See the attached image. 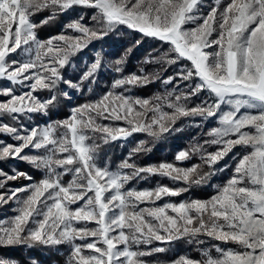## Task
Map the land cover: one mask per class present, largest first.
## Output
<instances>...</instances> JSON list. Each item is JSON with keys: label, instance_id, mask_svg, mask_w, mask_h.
Instances as JSON below:
<instances>
[{"label": "snow or ice", "instance_id": "6c2138e0", "mask_svg": "<svg viewBox=\"0 0 264 264\" xmlns=\"http://www.w3.org/2000/svg\"><path fill=\"white\" fill-rule=\"evenodd\" d=\"M75 7L96 9L91 17L95 24L84 23L81 15L66 25L78 35L38 38L36 30L42 24ZM203 8L204 0H0V81L10 85L0 86V95L8 98L0 100V117L13 122H0V134L15 141L0 140V161L20 159L44 173L34 183L6 188L8 181L20 177L32 181L33 177L0 170V189L4 190L0 207L13 203L17 213L0 220V246L67 244L71 247L67 264H153L144 258L166 253L175 241L186 239L199 246L205 244L201 237H207L238 248H223L220 243L198 247L201 259L181 255L168 264H264V0H229L223 7L216 0L206 15ZM45 10L52 15L34 23L31 17ZM186 24L195 26L185 28ZM118 25L170 45L148 63L171 65L186 60L191 67L183 66L175 76L162 80L159 71L141 68L139 75L115 79L112 90L74 107L69 117L44 126H26L22 117L47 115L57 96L67 95L58 91L60 83L80 87L64 79L60 70L92 40ZM209 48L213 51H206ZM122 62L115 61L117 65ZM100 67L97 55L80 80L94 83ZM155 80L164 85L177 80V84L147 98L125 94ZM193 80L198 82L177 91L179 81ZM45 89L53 93L49 99L34 94ZM200 93L207 98H200ZM193 97L199 102L190 106ZM222 105L228 110H222ZM184 117L217 119L219 126L204 134L211 139L175 157L183 163L198 153L202 164L139 166L134 160L129 162L133 154L149 151L143 147L146 141L114 170L99 161L102 145L127 140L134 133L160 138ZM206 145L218 147L209 152ZM236 146L251 151L239 159L232 177L211 199L156 203L207 183L213 171H219L214 166ZM202 165L213 171H201ZM69 174L71 179L64 182ZM151 176L167 177L187 187H126ZM156 242L165 246L152 247ZM0 264L8 261L0 259Z\"/></svg>", "mask_w": 264, "mask_h": 264}, {"label": "trees", "instance_id": "16d2710c", "mask_svg": "<svg viewBox=\"0 0 264 264\" xmlns=\"http://www.w3.org/2000/svg\"><path fill=\"white\" fill-rule=\"evenodd\" d=\"M96 12V9L75 7L64 13H57L47 23L42 24L36 31L38 38L41 40H47L49 37H54L60 34L73 33L72 29L66 28L70 22L77 20L83 15V22L86 24H95V21L91 20L92 15ZM52 13L48 10L39 12L31 17L32 21L36 24H40L41 20L45 17L51 16ZM170 45L144 36L138 31L124 28L118 25L114 30L107 32L101 39H94L87 47L78 51L70 58V62L63 69L61 73L66 80H71L73 83H79L80 87H69L63 83H60L58 91L67 93V95H58L54 106H50L47 115L40 113L29 114L31 119L22 117L21 120L26 126L40 125L42 122L45 124L63 120L70 116L71 110L81 104L87 103L99 99L104 93L112 90V83L120 76H126L132 73L140 74V69L143 68L145 72L159 71L161 80L169 76H175V74L181 70L183 66H191L190 62L181 60L176 64H164V63H148L153 57H159L162 53L168 51ZM99 55L101 59V67L96 73L95 82L81 81L80 78L84 72L88 69L95 59ZM117 60L123 62L119 65L115 63ZM120 67L123 69L122 73H117L115 69ZM161 80H155L152 83L144 87H136L132 89L130 93L126 95H132L136 97H151L156 93L162 92L165 89H172L177 80H174L172 84L164 85ZM194 84L192 81H179V89H184L187 84ZM187 90V89H185ZM116 91H122V89H116ZM53 93L48 90H39L35 93L37 97L42 100L49 99ZM205 93H200V98L204 97ZM199 100L197 97L192 98V102ZM194 106V105H193ZM3 121L5 123H13L6 117ZM107 122V121H105ZM172 131L163 134L160 138L149 137L146 133H134L127 140H117L107 145H102L99 151V161L101 163H107L111 169H116L118 165L129 156L132 149L136 148L141 141H146L143 145L144 148L149 151H141L133 154L131 160H134L139 166H147L152 163H157L160 160H171L177 150L189 149L193 144H197L201 134L206 132L205 124L200 121L199 117L194 118H180L172 126ZM5 140L11 139L8 135H4ZM91 143V141H89ZM194 156V155H193ZM192 156V157H193ZM202 164L199 157H193L192 160L186 162L185 166H190L193 163ZM17 165V162L0 161V168H3L6 172H9V166L13 164ZM225 159L219 165H215V169L219 171L210 170L206 165H202L201 171L207 173L213 171V174L208 177L207 183L200 186H193L187 192L182 193L177 197H166V200H176L177 202L188 197L205 198L213 193L215 190L212 186L215 182L223 181L227 178L231 172V166H225ZM16 167V166H15ZM13 169L10 170V172ZM18 171L26 172L32 176L33 179H37V176H41L40 170H36L31 164L23 163L18 166ZM71 179V174L64 176V182ZM159 185H167L172 188L187 187V185L181 182H173L167 177L151 176L146 180L137 182L133 180L128 184L127 188L137 189H153ZM205 244L195 245L186 242V239L175 241L169 246V251L162 254H156L161 261H170L181 255H189L191 257L201 254L197 250L198 247L210 246L213 242L211 239H204ZM23 246H13L5 249L6 257L18 258L17 261L21 264H28L31 260H38L44 264H55L59 259L50 258L52 251L45 250V247H33L28 248ZM51 255V256H50ZM155 256V255H154ZM152 257H145L144 259L151 261ZM50 258V259H48ZM58 264V263H57Z\"/></svg>", "mask_w": 264, "mask_h": 264}, {"label": "rangeland", "instance_id": "374dc122", "mask_svg": "<svg viewBox=\"0 0 264 264\" xmlns=\"http://www.w3.org/2000/svg\"><path fill=\"white\" fill-rule=\"evenodd\" d=\"M229 2V0H221V7H223L224 6V4H226V3H228ZM216 3V0H204V8L202 9V14H204V15H206L207 13H208V10L212 7V6H214V4ZM200 21H197V23H199ZM120 26H122V27H124V28H127V29H130V28H128L126 25H120ZM195 25L194 24H186V25H184V27L185 28H192V27H194ZM131 30H133V29H131ZM134 31H136V30H134ZM66 35H78L77 33H75V34H73V33H66ZM55 37V36H54ZM212 39H215L216 38V33L214 32L213 33V35H212V37H211ZM93 41V40H92ZM91 41V42H92ZM90 42V43H91ZM206 51H208V52H211V51H213V49H211V48H209V49H206ZM13 56H16V54H13ZM12 57H10V59H11ZM189 68L191 67V66H188ZM192 82H194V84L195 83H197L198 81H196V80H193ZM192 84V83H191ZM193 84V85H194ZM0 86H10L9 85V83L7 82V81H0ZM16 87H19V86H16ZM26 90V89H25ZM36 93V92H35ZM34 93V94H35ZM206 94V93H205ZM201 98H204V99H206L207 98V94L204 96V97H201ZM6 99H8L7 97H4V96H2V95H0V100H6ZM199 102V100H196V101H194V102H192L191 104H190V106H193V105H195L196 103H198ZM222 110H224V111H226V110H228V106H226V105H222ZM241 111H244L243 109L241 110ZM71 112H72V110H71ZM70 115H71V113H70ZM200 118V117H199ZM4 120V118H2V117H0V122H4L5 123V121H3ZM200 121H202V123L203 124H205V131L207 132L209 129H211V128H214V127H217V126H219L218 125V122H217V119L215 118V117H213V118H209V119H207V120H203L202 118H200ZM102 123H112L111 121H107V122H105V121H101ZM115 123H117V124H119V125H121V126H126V125H124L123 124V122H120V121H117V122H115ZM44 125H46L44 122H42L41 124H40V126H44ZM245 131H249V129H245ZM206 132H204V133H202L200 136H201V138H199L198 139V141H197V144L198 143H202L203 142V140L204 139H211L212 137H208V136H205L204 134L206 133ZM4 135H6V134H0V140H3V141H5V142H7V143H15V141H13L12 139H9V140H5V138H3V136ZM10 137V136H9ZM129 138V137H128ZM127 138V139H128ZM234 138V137H233ZM206 148H207V151H209V152H214L215 150H216V148L218 147V146H215V145H206L205 146ZM181 150H185V149H181ZM181 150H177V152L174 154V157H172L171 158V160H160V161H158L157 163H152L151 165H157V164H159V163H161V162H170V163H173V164H176L177 166H181V167H190L191 165H193V164H198V163H193V164H191L190 166H185V164H186V162H188V161H190V160H192L193 159V157H199V160H200V156H199V154L197 153V154H193L192 156H191V159H189V160H187V161H184L183 163H181V162H178V161H176V159H175V157H176V154L179 152V151H181ZM251 151V148L250 147H242V146H236V147H234L233 149H232V151L231 152H229V154L224 158L225 159V166H231V172L228 174V176H227V178L225 179V180H223V181H218V182H215L214 184H213V188L215 189V190H213V193L211 194V195H209V196H207V197H205V198H199V197H192V198H188V197H186V198H184V199H182L181 201H184V200H196V199H199V200H202V201H207V200H209V199H211L213 196H215L216 194H217V192H218V189H219V187H222L224 184H226V182L232 177V175H233V172H234V168L236 167V164H237V162L239 161V159L244 155V154H246L247 152H250ZM25 152H29V150L28 149H26L25 150ZM22 155H23V153H22ZM223 159V160H224ZM5 161H7V160H5ZM9 162H11V163H13V162H17V165L14 163L13 165H10L9 166V169L11 170V169H13V170H16V171H18V166H21L24 162L25 163H28V162H26V161H22V160H20V159H9L8 160ZM201 161V160H200ZM222 162V160L217 164V165H219L220 163ZM16 166V167H15ZM219 169H220V167H219ZM0 170H3V171H5L3 168H0ZM10 170H9V172H7V173H9V174H12L13 172H10ZM12 170V171H13ZM6 172V171H5ZM20 172V171H19ZM43 176H44V173L43 172H41V176L39 175V176H37V179H33L32 181H29V180H26V179H24L23 177H20L19 179H17V180H14V181H8V183H7V185H6V188H21V187H23L24 185H27V184H30V183H34V182H36V181H39L40 179H42L43 178ZM0 191H4L3 189H0ZM166 202H176V203H178L176 200H166V197H164V198H162L160 201H157L156 203L158 204V205H163L164 203H166ZM180 202V201H179ZM83 203V201H81L80 203H78V204H76V205H73V207L75 208V207H79L80 206V204H82ZM141 207H146V206H151V205H148V204H142V205H140ZM15 208V205L13 204V203H9V204H7V205H4V206H2V207H0V220H3V221H7L8 220V218H10V217H13V216H15L17 213L15 212V211H13V209ZM29 226H31V225H29ZM79 226V225H78ZM93 225H89V227H92ZM202 239H209V238H207V237H201ZM77 243H79V241H77ZM216 243H220V245H221V247H223V248H238V246L237 245H235V244H231V243H228V244H223V243H221V242H219V241H213L212 242V244H216ZM211 244V245H212ZM210 245V246H211ZM15 246H23V245H15ZM45 247V250H47V251H52V256L50 257V258H54V259H59V261L57 262L58 264H67V261H68V259H69V256H70V252H71V247L69 246V245H67V244H61V245H57V246H44V245H39V244H36V245H33V246H31V247H29V246H27V245H25L24 247H28V248H33V247ZM156 246H165V245H161V244H159V242H156V243H154L153 245H152V247H156ZM210 246H207V247H210ZM8 247H13V246H0V259H4V260H6V261H8V264H21V262H19V261H17V259L18 258H16V257H13V258H9V257H6V253H5V249L6 248H8ZM199 248H205L204 246L203 247H199ZM200 253V252H199ZM212 254L213 255H216V253H215V250L213 249V251H212ZM50 258H48V259H50ZM177 258V257H176ZM193 259H201V256H199V255H196V256H193L192 257ZM175 259V258H174ZM173 259V260H174ZM151 261L153 262V264H168V262L169 261H161L160 259H159V256L158 255H155L154 256V258L153 259H151ZM171 261V260H170ZM28 264H44V263H42V262H40V261H38V260H31V261H29V262H27ZM57 263H55V264H57Z\"/></svg>", "mask_w": 264, "mask_h": 264}]
</instances>
